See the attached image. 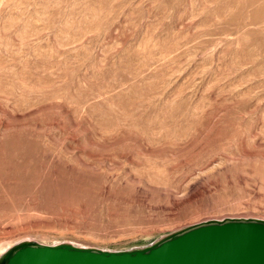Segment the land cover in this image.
Here are the masks:
<instances>
[{
	"label": "rangeland",
	"instance_id": "obj_1",
	"mask_svg": "<svg viewBox=\"0 0 264 264\" xmlns=\"http://www.w3.org/2000/svg\"><path fill=\"white\" fill-rule=\"evenodd\" d=\"M264 220V0H0V257Z\"/></svg>",
	"mask_w": 264,
	"mask_h": 264
},
{
	"label": "water",
	"instance_id": "obj_2",
	"mask_svg": "<svg viewBox=\"0 0 264 264\" xmlns=\"http://www.w3.org/2000/svg\"><path fill=\"white\" fill-rule=\"evenodd\" d=\"M0 264H264V220H208L120 252L27 241L8 249Z\"/></svg>",
	"mask_w": 264,
	"mask_h": 264
}]
</instances>
